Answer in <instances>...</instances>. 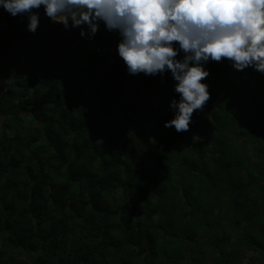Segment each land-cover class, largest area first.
I'll return each mask as SVG.
<instances>
[{"label": "trees", "instance_id": "obj_1", "mask_svg": "<svg viewBox=\"0 0 264 264\" xmlns=\"http://www.w3.org/2000/svg\"><path fill=\"white\" fill-rule=\"evenodd\" d=\"M39 11L40 23L33 34L26 29L25 16L12 17L0 8V21L5 25V36L0 41V114L9 116L6 125L16 126L14 135L0 136V182L5 176L6 184L14 182L25 152L36 159V163L25 167L26 176L19 185L0 189V237L9 235L7 246L21 248L32 264H157L163 258L162 249L173 247L176 252L168 262L178 264L186 246L178 245L180 238L192 241L204 219L212 222L215 209L221 208L240 223L250 215L246 211L248 199L255 208L261 203L264 146L260 147V163L245 165L247 176L236 177L239 151L230 149L231 137L227 142L216 139L217 133H227L229 124L234 132V114L243 99L222 90L224 71L235 72L234 80L256 71L234 70L226 60L205 65L212 79L208 90L213 94L201 110L193 113L189 128L200 141L179 150L184 175L174 184L165 167L146 164L137 142L123 127L125 122L146 125L155 117L153 130L139 135V140L147 146L161 130L166 142L155 147L170 144L171 138L167 137L174 129L165 128L164 123L172 114H165L164 106L152 103L138 110L129 95L138 97L146 84L162 87L178 98L171 74L150 76L149 80L143 74L129 75L116 52L117 33L106 31L101 23L93 38L85 37V44L72 47L79 29L69 28L67 37H63V25L51 23L43 9ZM94 43L108 49L115 47L110 64L107 57L92 48ZM25 56L33 72L26 73L21 66ZM94 59L96 65L91 66ZM215 89L222 91L215 94ZM119 101L120 112L113 110ZM254 104L260 115L253 113L247 118L244 108L242 117L250 124L257 117L256 125L260 127L253 137L257 131L264 132V95L261 103ZM28 106L42 126L23 124L21 113ZM102 119L109 134L106 152L95 137ZM187 132L174 133L173 141L190 142ZM43 136L47 143L31 148ZM210 145L215 148L211 163L195 158L197 152ZM170 150L178 152L175 147ZM117 187L125 191L122 199L114 194ZM153 196H157L158 203ZM140 203L145 205L143 209ZM186 215L190 216L188 221ZM261 216L264 218V212ZM3 258L0 249V264L5 263Z\"/></svg>", "mask_w": 264, "mask_h": 264}, {"label": "clouds", "instance_id": "obj_2", "mask_svg": "<svg viewBox=\"0 0 264 264\" xmlns=\"http://www.w3.org/2000/svg\"><path fill=\"white\" fill-rule=\"evenodd\" d=\"M0 8L25 16L33 34L41 8L51 23L78 28L82 38H93L101 23L117 33L127 74H171L178 98L164 127L177 133L189 130L194 111L210 98L208 62L264 75V0H0Z\"/></svg>", "mask_w": 264, "mask_h": 264}, {"label": "rangeland", "instance_id": "obj_3", "mask_svg": "<svg viewBox=\"0 0 264 264\" xmlns=\"http://www.w3.org/2000/svg\"><path fill=\"white\" fill-rule=\"evenodd\" d=\"M5 25L3 21H0V41H3L5 36L2 35V31L4 32ZM63 31V30H62ZM61 31V32H62ZM85 44L84 42H82ZM25 59L27 57L25 56ZM28 60V59H27ZM29 61V60H28ZM235 72H231L229 70L224 71V81L222 84V90L227 89L228 93L240 95L243 97L242 102L237 107V111L235 112V124H232L234 128V132L230 128H227V133H223L222 135L217 133L216 139L222 140L223 142L231 137L229 140L230 149H235L239 151L238 157L241 160L235 163V166H239V171L235 172L236 177H245L247 176L246 166H253L260 163V154L261 148L264 144V132L257 131V135L253 137L254 131L256 128H259V124L257 122V117L254 118V123L246 122L242 118L244 116V108L247 109V118L255 113L258 114L257 107L254 103L258 101L261 103V98L264 95V80L258 81L254 87L250 84V79L254 78L255 74L249 78V80L240 78L239 80H234ZM260 77L264 78V75H261L257 72ZM147 80L150 79V76H146ZM95 81V80H94ZM163 82V81H162ZM205 83L208 84L209 87H212V79L208 76L205 80ZM255 82V79H253ZM236 85L237 88H234ZM131 88V87H130ZM215 89V94L220 93V91ZM210 95L213 94L211 90H209ZM130 99H132L138 107V110H143L150 103H152L155 107H160V105L165 107V114H172V111L169 109L170 101L174 98L172 92L166 91L162 87H153L152 85H144L141 87V91L136 97L131 93ZM254 102V103H253ZM215 105V104H214ZM113 110L121 111V103L116 102L113 105ZM173 115V114H172ZM249 115V116H248ZM143 119H145L142 116ZM252 118V117H250ZM157 124L156 118H150L149 122L146 125H131L129 122L123 123V127L127 129V136L131 137L137 142V146L140 148L141 154L147 165H161L165 167L172 175V181L174 184H177L183 177L184 172L182 171L181 165L183 162L181 150L190 147L191 144L197 143L200 141V137H198L194 131L189 128L188 130V141L180 140L179 143L173 141L174 133H177L175 130L169 135L167 138H171L170 144H163L160 148H156L155 146L160 142H166L165 137L166 134L159 130L156 133V136H152L150 138V145H143V143L139 140L138 136L143 134L145 131L149 132L153 127ZM39 126H42L41 123H38ZM244 125V126H242ZM15 126V125H14ZM16 127V126H15ZM98 134L95 135L97 141L104 147V151H107L106 145L109 142V134L105 129V122L102 119L97 124ZM242 130V131H241ZM244 131V132H243ZM240 133L239 135H236ZM95 138V139H96ZM166 138V139H167ZM262 140V141H261ZM168 141V140H167ZM47 143L45 137L41 139V141L32 145L31 148L36 149L41 144ZM214 146V145H213ZM212 145L204 146L202 152H197L195 154L196 159H203L205 162L211 163L212 155L215 153V148ZM175 147L176 151H171L170 149ZM214 148V149H213ZM180 150V151H179ZM53 152V150H51ZM219 150L216 151V155ZM156 153V155L154 154ZM43 154V153H40ZM33 156L29 151L25 152L24 158L21 161L20 173L17 174V179H24L26 176V172H24L25 167L29 165L30 162L36 163V159H33ZM65 169V168H64ZM160 173L163 171L160 167H157ZM25 173V174H24ZM195 173V171H194ZM16 179H14L15 181ZM21 180V181H22ZM17 182V181H16ZM77 188V185H75ZM124 189L122 187H117L114 191V194L117 198H121L124 196ZM153 201L158 203L157 196H153ZM261 203L257 205V207H252L250 205V200L248 199L247 212L250 213L248 217L244 220H240L238 223V218L233 217V215L227 213H223L224 210L221 208H217L214 210V213L211 215L210 221L202 224V229L199 234L196 235L192 241H189L187 238H180V243L178 245L185 246L184 249L181 250L180 256L178 258V264H264V218L261 216V213L264 212V198L259 197ZM247 200V199H246ZM245 200V201H246ZM144 204L140 203V209L144 208ZM189 207L185 203V210L189 211ZM161 214L154 216L155 222L158 221V218ZM79 219V218H77ZM190 216H185V220L188 221ZM263 232L260 235V232ZM163 234L164 232L161 231ZM0 237V249L4 256V264H32V259L26 255L24 252L20 251L21 248L15 246H7L9 240V235L7 233L2 234ZM170 238L169 236H167ZM164 243V242H161ZM165 244V243H164ZM162 245L160 244V247ZM164 246V245H163ZM165 247V246H164ZM166 251V257L164 258V252ZM162 249L163 258L158 261L157 264H173L169 261V257L172 256L176 249L173 247H166ZM20 253V254H19ZM165 259V261H164ZM176 264V263H175Z\"/></svg>", "mask_w": 264, "mask_h": 264}, {"label": "crops", "instance_id": "obj_4", "mask_svg": "<svg viewBox=\"0 0 264 264\" xmlns=\"http://www.w3.org/2000/svg\"><path fill=\"white\" fill-rule=\"evenodd\" d=\"M62 30H63L62 31L63 37H67V35H68L67 30H65V29H62ZM79 31H78L77 36L74 38V44H73L72 47H76V46H79V45H83L82 42L85 43V37L82 38L79 35ZM95 44L101 45L100 43H95ZM110 49H112V51H114L115 47L110 48ZM83 57L85 59V56H83ZM107 58H108V60H107L108 61V64H110L111 63V56L109 55ZM93 61L94 62H92L91 66H95L96 65V59H94ZM52 71L53 72H57V68H53ZM251 76H252V74L248 73L245 76H243L242 78L247 79L248 77L250 78ZM253 79H255V82H253ZM261 80H264V78L260 77V75H258L256 73L255 76H254V78L250 79V84L249 85H251L252 87H254V85H256L258 83V81H261ZM252 83H256V84H252ZM100 86H102V85H99V87ZM85 90H87V87H85ZM16 103L17 104H20L21 103V99L20 100H16ZM21 117L23 118V124L24 125H26L28 127H36V126H39L37 120L33 117L32 107L31 106H28L27 109L21 113ZM7 120H9V116L8 115H2V114H0V136L3 133H7L9 136H12L16 132V127L14 125H12V126L6 125ZM43 137H45V139H46V136H43ZM15 179L16 180L14 182H12V183H11V181H9L10 185H8V184L5 183V182H7L6 176H5L3 178V180L0 182V189L7 188V187H16L17 185H19L21 183V180L22 179H17V178H15ZM2 194H4V192Z\"/></svg>", "mask_w": 264, "mask_h": 264}, {"label": "built area", "instance_id": "obj_5", "mask_svg": "<svg viewBox=\"0 0 264 264\" xmlns=\"http://www.w3.org/2000/svg\"><path fill=\"white\" fill-rule=\"evenodd\" d=\"M92 48L99 54L108 57L110 55V53H112V49H108L107 47L101 46L99 44H93ZM21 66L23 68V70L26 73H30L33 72V65L32 63H30V61H28L27 59H25V57H23L21 59Z\"/></svg>", "mask_w": 264, "mask_h": 264}]
</instances>
